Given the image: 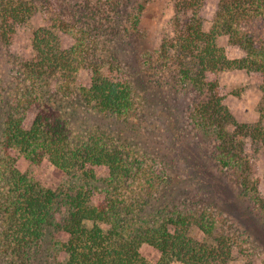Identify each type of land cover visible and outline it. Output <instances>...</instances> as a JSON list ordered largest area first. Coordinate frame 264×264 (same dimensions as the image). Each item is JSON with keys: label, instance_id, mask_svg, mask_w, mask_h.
Masks as SVG:
<instances>
[{"label": "trees", "instance_id": "trees-1", "mask_svg": "<svg viewBox=\"0 0 264 264\" xmlns=\"http://www.w3.org/2000/svg\"><path fill=\"white\" fill-rule=\"evenodd\" d=\"M99 2L94 6L96 13L86 15L62 5L54 27H41L34 33L35 55L21 63L24 88L8 104L0 127L1 260L4 264H43L41 242L46 230L55 228L67 234L52 244L66 254L61 264H150L140 250L144 243L160 251L156 264H231L234 235L223 216L206 205L179 203L187 195L188 177H176L163 162L151 168L146 151L120 142L106 130L94 128L87 137L74 136L52 103V93L58 94L124 122L139 121L154 106L146 92H137L119 62H109L106 69L108 63L96 54L99 34L107 30L105 11L116 13L122 6L121 0ZM174 2L172 33L157 49L155 61L160 67H156L173 72L180 86L195 93L193 129L216 142L217 162L236 177L241 195L264 216V195L249 175L245 151L247 138L264 145V0H219L209 31L201 14L204 0ZM37 8L35 0H0V37L6 45L14 42L17 26ZM138 15L131 23L134 29ZM56 28L72 36L70 46L60 45ZM220 35H227L245 55L230 58L218 44ZM81 68L92 73L89 86L76 83ZM226 69L255 71L263 79L261 115L256 123L238 121L225 104L218 76ZM30 111L35 117L26 126ZM17 154L34 162L47 156L56 167L84 177L82 186L61 195L67 209L63 218L56 215L59 194L39 188L30 174L22 172L16 166ZM95 165L110 168L103 189L93 188L87 180L95 177L91 167ZM159 192L163 195L158 196ZM193 226L202 231V238L190 234Z\"/></svg>", "mask_w": 264, "mask_h": 264}, {"label": "rangeland", "instance_id": "rangeland-1", "mask_svg": "<svg viewBox=\"0 0 264 264\" xmlns=\"http://www.w3.org/2000/svg\"><path fill=\"white\" fill-rule=\"evenodd\" d=\"M99 1L35 0L38 8L26 22L17 26L14 42L6 45L0 37V127L9 110L8 104L24 88L21 63L35 55L34 33L41 27L53 28V19L62 12L64 4L70 5L72 11L74 7L76 12H85L86 15L96 13L97 7L94 6ZM218 3L219 0H204L201 14L207 31L211 29ZM88 4L93 8L88 7ZM121 4L116 13L105 11L108 16L104 20L107 30L99 34L96 54L108 63L106 69L109 62H119L128 72L137 92L138 89L146 92L154 106L139 121L124 122L96 114L91 108L78 105L76 99L50 92L52 103L61 110L74 136L87 137L89 130L94 128L106 130L120 142L125 141L140 151H146L144 159L151 168L163 162L167 167L169 165V171L175 172L176 177H188L191 183L187 184V195L179 203L184 204L186 201L187 204L206 205L223 216L226 228L234 235L231 264H264V216L249 198L241 195L236 177L217 162L216 142L202 137L193 129L191 106L196 98L195 93L186 91L176 82L173 72L162 70L155 61L162 39L172 33L174 0H121ZM135 14L140 17L136 29L131 24ZM55 31L61 46L68 47L73 43L70 34L57 28ZM218 44L225 47L230 58L245 55L240 46L229 42L227 35H220ZM91 77L89 69L81 68L75 80L78 85L89 86ZM218 80L224 102L237 120L256 123L260 119L263 96L260 74L245 69H226L219 72ZM34 113H28L26 126L32 124ZM157 147L161 149L158 151ZM245 151L250 159L249 175L264 195V145L247 138ZM1 153L0 145V156ZM17 156L16 166L30 174L39 188H51L59 194L55 208L58 206L60 210L56 215L58 219L63 218L67 209L61 195L65 190L82 186L84 177L78 172L56 167L47 156L35 162L24 155ZM91 167L95 177L89 176L90 179H87L90 185L95 189L105 188L108 182L104 180L110 176V168L107 165ZM160 195L163 192H159ZM200 196L201 202L195 201ZM190 234L203 237L202 231L196 226L192 227ZM66 238L67 234L63 231L55 228L46 230L41 242L42 255L45 257L43 264H61L65 261L66 254L58 252L52 244L57 239ZM140 250L150 264H156L160 259V251L151 244L144 243ZM0 264H4L1 258ZM172 264L184 263L174 261Z\"/></svg>", "mask_w": 264, "mask_h": 264}]
</instances>
